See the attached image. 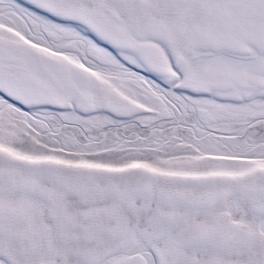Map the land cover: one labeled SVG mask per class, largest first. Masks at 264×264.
<instances>
[{"label":"snow or ice","instance_id":"1","mask_svg":"<svg viewBox=\"0 0 264 264\" xmlns=\"http://www.w3.org/2000/svg\"><path fill=\"white\" fill-rule=\"evenodd\" d=\"M0 264H264V0H0Z\"/></svg>","mask_w":264,"mask_h":264}]
</instances>
